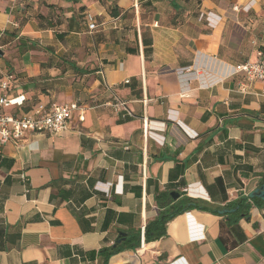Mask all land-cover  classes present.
<instances>
[{"label":"crops","instance_id":"1","mask_svg":"<svg viewBox=\"0 0 264 264\" xmlns=\"http://www.w3.org/2000/svg\"><path fill=\"white\" fill-rule=\"evenodd\" d=\"M0 32L1 112L84 110L0 148V264H264V85L234 74L264 0H0ZM172 192L198 207L132 248Z\"/></svg>","mask_w":264,"mask_h":264},{"label":"built area","instance_id":"2","mask_svg":"<svg viewBox=\"0 0 264 264\" xmlns=\"http://www.w3.org/2000/svg\"><path fill=\"white\" fill-rule=\"evenodd\" d=\"M237 10V8H235ZM89 31L97 30L92 15L87 16ZM4 32H0V41ZM234 74H243L250 82H260L264 85V52L258 51L256 61H249L235 68ZM13 75L5 76L0 82V109L21 108L26 101L25 96L11 97V87L15 83ZM246 86L242 87V92H246ZM80 112L79 119L84 121V110L80 109L76 103L57 104L49 106L38 104L30 112L8 114L0 111V148L8 144H21L26 135L48 133L52 136L60 135L69 131L72 114ZM24 178V177H22ZM145 229L141 233V247L145 246Z\"/></svg>","mask_w":264,"mask_h":264},{"label":"trees","instance_id":"3","mask_svg":"<svg viewBox=\"0 0 264 264\" xmlns=\"http://www.w3.org/2000/svg\"><path fill=\"white\" fill-rule=\"evenodd\" d=\"M74 2H79L80 0H73ZM166 197V198H164ZM158 204L161 208L159 213V217L156 221L151 222L145 228V242H152L155 240H159L166 234V225L169 221L174 219L179 214L185 213L191 209L197 208V202L191 199H185L184 203H186L185 207L180 209L170 210L169 205L173 202L172 198L169 194L160 195L158 198ZM247 210L245 211V216H247L250 207L246 206ZM141 247V233L136 235V241L132 245V248L137 249ZM118 250H114L110 252L111 254L117 253Z\"/></svg>","mask_w":264,"mask_h":264},{"label":"water","instance_id":"4","mask_svg":"<svg viewBox=\"0 0 264 264\" xmlns=\"http://www.w3.org/2000/svg\"><path fill=\"white\" fill-rule=\"evenodd\" d=\"M4 55V51L1 49L0 47V59L3 57ZM171 198L174 199V200H177L180 195L176 192H172L170 194ZM249 199L253 200V199H260L261 201L264 202V184L261 185L260 187H258L257 189H255L252 193H250L249 195ZM235 210H232V211H229V210H224V211H221L220 214H227V213H231V212H234ZM126 234L125 233H121L120 234V239L117 241L118 244L122 243L123 240L126 238Z\"/></svg>","mask_w":264,"mask_h":264}]
</instances>
